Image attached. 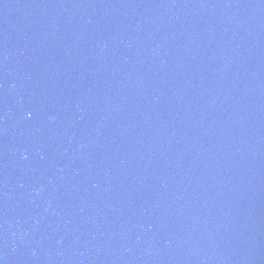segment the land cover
Instances as JSON below:
<instances>
[{
	"label": "water",
	"instance_id": "obj_1",
	"mask_svg": "<svg viewBox=\"0 0 264 264\" xmlns=\"http://www.w3.org/2000/svg\"><path fill=\"white\" fill-rule=\"evenodd\" d=\"M0 264H264V0H0Z\"/></svg>",
	"mask_w": 264,
	"mask_h": 264
}]
</instances>
